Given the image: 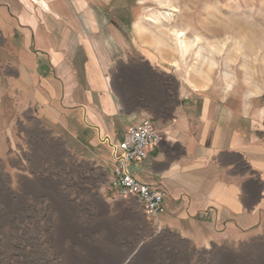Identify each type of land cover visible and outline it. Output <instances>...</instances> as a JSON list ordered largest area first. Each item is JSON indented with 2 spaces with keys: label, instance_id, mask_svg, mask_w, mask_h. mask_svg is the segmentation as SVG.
<instances>
[{
  "label": "crops",
  "instance_id": "0c3cea01",
  "mask_svg": "<svg viewBox=\"0 0 264 264\" xmlns=\"http://www.w3.org/2000/svg\"><path fill=\"white\" fill-rule=\"evenodd\" d=\"M110 10L103 0H0V155L35 124L99 167L119 199L111 148L151 119L163 139L129 172L162 193L161 228L202 250L259 235L264 106L198 89L151 52L127 53Z\"/></svg>",
  "mask_w": 264,
  "mask_h": 264
},
{
  "label": "rangeland",
  "instance_id": "374dc122",
  "mask_svg": "<svg viewBox=\"0 0 264 264\" xmlns=\"http://www.w3.org/2000/svg\"><path fill=\"white\" fill-rule=\"evenodd\" d=\"M103 1L127 53L151 52L198 89L264 106V0H177L176 12L154 0ZM171 30L198 38V52L181 54ZM27 128L0 155V264H264V223L241 242L197 249L133 200L107 195L105 173L62 139Z\"/></svg>",
  "mask_w": 264,
  "mask_h": 264
},
{
  "label": "built area",
  "instance_id": "2783aa9c",
  "mask_svg": "<svg viewBox=\"0 0 264 264\" xmlns=\"http://www.w3.org/2000/svg\"><path fill=\"white\" fill-rule=\"evenodd\" d=\"M162 139L163 133L156 128L154 122L145 119L126 131L122 142L111 148L116 163L113 186L118 188L119 199L133 200L153 222H159V217L163 213V195L135 179L129 172V165L143 160L147 149Z\"/></svg>",
  "mask_w": 264,
  "mask_h": 264
},
{
  "label": "bare ground",
  "instance_id": "6f19581e",
  "mask_svg": "<svg viewBox=\"0 0 264 264\" xmlns=\"http://www.w3.org/2000/svg\"><path fill=\"white\" fill-rule=\"evenodd\" d=\"M154 1L156 2V5L158 7H161L164 10L171 9L172 11H175V12L177 11L176 8H175V6H174L175 1H177V0H154ZM180 1H185V0H180ZM166 15L169 18L172 17V14L169 13V12H167ZM147 22H153V16H149V18L147 19ZM135 28L137 29V31L140 29L137 25H135ZM166 36H167V38L169 36L170 41L172 42L173 46L176 49H179V51L181 52V54H185V53L189 52L190 50H193V48L196 51L200 49V46L197 44L198 43V38H195L194 40H188L187 37H186V35H185V33L183 31H180V30H171V31H169L168 35H166ZM161 44H163V43H161Z\"/></svg>",
  "mask_w": 264,
  "mask_h": 264
},
{
  "label": "water",
  "instance_id": "95a60500",
  "mask_svg": "<svg viewBox=\"0 0 264 264\" xmlns=\"http://www.w3.org/2000/svg\"><path fill=\"white\" fill-rule=\"evenodd\" d=\"M128 260H129V259H128ZM128 260H127V261H128ZM127 261H126V262H127Z\"/></svg>",
  "mask_w": 264,
  "mask_h": 264
}]
</instances>
